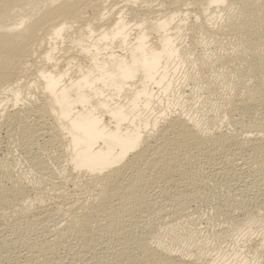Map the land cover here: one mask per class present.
<instances>
[{
  "label": "bare ground",
  "instance_id": "obj_1",
  "mask_svg": "<svg viewBox=\"0 0 264 264\" xmlns=\"http://www.w3.org/2000/svg\"><path fill=\"white\" fill-rule=\"evenodd\" d=\"M0 264H264V0H0Z\"/></svg>",
  "mask_w": 264,
  "mask_h": 264
},
{
  "label": "rangeland",
  "instance_id": "obj_2",
  "mask_svg": "<svg viewBox=\"0 0 264 264\" xmlns=\"http://www.w3.org/2000/svg\"><path fill=\"white\" fill-rule=\"evenodd\" d=\"M15 154H16V152H15ZM10 157H12V155H9V157H8V159L10 158ZM216 185H218V184H216ZM68 187V186H67ZM213 187V186H212ZM212 187H208V188H206L205 189V191H212V192H215L216 194H220V192L222 193V192H224V186H223V191L222 190H220V187H221V185L219 186L218 185V187H216V186H214L213 188ZM215 187H216V189H217V191H216V189H215ZM72 188L73 187H71V186H69L67 189L68 190H72ZM209 188H210V190H209ZM212 188V189H211ZM202 190H204V188H201ZM215 191H214V190ZM218 192V193H217ZM214 193V194H215ZM216 199H214V201L213 200H211L209 203L208 202H200V201H192V202H190V205H191V203H192V205L190 206L189 205V211L191 210H193V212H195V216H197V219H196V221H195V223H194V226L195 227H198L199 228V230H219V229H221L222 228V226H226L227 225V222H226V220H225V216H222V215H217V216H215L214 214H213V212L211 211V207L213 206V205H217V203H218V205L217 206H219V203H221L220 204V206H222L223 207V202L222 201H220V202H218V200L217 201H215ZM213 202H215L214 204H211V203H213ZM217 202V203H216ZM196 203V204H195ZM196 205V206H195ZM215 205V206H216ZM192 209H191V208ZM224 208V207H223ZM194 209H195V211H194ZM198 209V210H197ZM210 210V211H209ZM196 211H197V213H196ZM211 213V214H210ZM161 214H159L158 215V217L159 218H161L162 220L163 219H165V220H170L171 219V215L169 216V215H167V214H165V213H163L161 216H160ZM165 215H167V217L165 216ZM164 218H163V217ZM168 216H169V218H168ZM212 217V218H211ZM167 218V219H166ZM224 218V219H223ZM198 220V221H197ZM196 224V225H195ZM204 227V228H203ZM218 227V228H217ZM197 228V229H198ZM226 242H224L223 243V245L225 244ZM227 244V243H226ZM225 244V245H226Z\"/></svg>",
  "mask_w": 264,
  "mask_h": 264
}]
</instances>
